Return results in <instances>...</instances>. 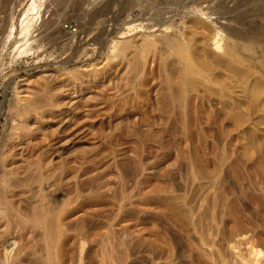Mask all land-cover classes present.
<instances>
[{"label": "rangeland", "instance_id": "1", "mask_svg": "<svg viewBox=\"0 0 264 264\" xmlns=\"http://www.w3.org/2000/svg\"><path fill=\"white\" fill-rule=\"evenodd\" d=\"M236 1L181 0L182 8L132 0L122 18L142 13L139 4L144 18L161 11L180 23L204 8L237 26L217 17ZM246 21L242 28L261 23ZM114 26L104 23L96 52L65 68L60 59L17 56L9 41L0 52V264H242L250 245L264 251V101L244 93L228 107L208 101L184 125L167 127L152 110L138 122L111 98L132 72L133 50L118 70L88 78L108 62ZM62 27L77 31L76 22ZM13 142L15 159L4 166ZM29 162L42 166V181ZM43 211L48 217L33 220Z\"/></svg>", "mask_w": 264, "mask_h": 264}, {"label": "bare ground", "instance_id": "2", "mask_svg": "<svg viewBox=\"0 0 264 264\" xmlns=\"http://www.w3.org/2000/svg\"><path fill=\"white\" fill-rule=\"evenodd\" d=\"M131 1L99 0L85 8L86 0H0V52L9 41L17 56L60 59L65 68L77 56L96 52L95 42L104 30L103 24L114 22L105 40L108 62L99 72H91L88 78L104 77L118 70L128 51L133 50L132 72L124 88L118 87L120 91L117 89L111 98L112 102L119 99L116 107L128 115L137 113L138 122L152 110L167 127L184 125L192 122L188 114L193 109L213 99L228 107L234 97L244 93L264 101V0H238L231 8L221 5L217 17L237 26L215 21L210 18L211 12H205L204 8H196L199 16H189L180 23L173 18L160 17L161 11L144 18L147 7L139 4L142 13L122 18L124 10L137 6ZM160 1L185 7L181 0H146L148 5ZM50 5L45 19L44 10ZM239 7L241 10L234 12ZM75 9L79 10L77 14H69ZM107 13L110 14L108 18L96 21ZM249 16L260 19L261 23L242 28ZM63 22H76L77 31L65 30ZM128 35H134L133 39H127ZM32 110H35L34 104L19 108L17 112L26 114ZM16 145L13 142L10 150L3 152L4 166L14 161L12 149ZM30 167L37 171L38 180L42 181V166L29 162L26 169ZM14 173L9 170L3 174L11 176ZM12 183L15 182H5L4 190L14 187ZM2 198L11 210L14 209L9 193L3 191ZM46 217L45 211L36 212L33 220L42 222ZM45 233L53 236L55 229L45 227ZM247 253L242 264L264 263L261 248L250 245Z\"/></svg>", "mask_w": 264, "mask_h": 264}]
</instances>
